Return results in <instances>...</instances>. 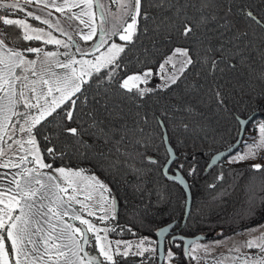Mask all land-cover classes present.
<instances>
[{
	"label": "trees",
	"instance_id": "1",
	"mask_svg": "<svg viewBox=\"0 0 264 264\" xmlns=\"http://www.w3.org/2000/svg\"><path fill=\"white\" fill-rule=\"evenodd\" d=\"M249 11L261 23L249 18ZM143 12L148 18H140L137 35L122 54L116 78L100 82L105 75L102 72L85 86L76 120L67 123L68 127L82 125L80 140L64 134L54 136L51 143L42 135L37 140L45 163L87 169L108 186L116 200L115 219L108 222L116 229L110 232L113 238L147 237L152 241L153 251L117 256V264H157L156 232L174 220L176 224L165 238L162 264H194L192 255H185L183 241L171 240L172 235L215 240L264 222V168L254 169L255 163L246 160L224 161L243 140L231 154L209 165L217 152L235 142L240 119L255 113L244 134L256 119L264 120V0H142ZM0 14L9 18L25 15L2 10ZM184 21L198 24L187 39L179 34ZM29 22L46 27L30 18ZM0 29L10 46H40V42L18 40L20 32L12 26L0 24ZM175 47H189L195 62L177 84L162 90L157 87L161 81L154 76L140 85L154 89L143 96L119 88L127 75L147 68L155 71ZM212 59L218 61L214 71ZM84 96L86 105L80 103ZM93 121L95 127H91ZM159 121L177 156L169 172L183 164L179 172L191 191L184 225L185 193L162 173L166 156ZM53 128L46 126L42 131L52 135ZM48 147L64 155L49 157ZM148 157L158 163H150ZM193 166L196 170L189 175ZM169 249L175 253L172 259L167 257ZM8 250L11 253L10 247Z\"/></svg>",
	"mask_w": 264,
	"mask_h": 264
},
{
	"label": "snow or ice",
	"instance_id": "2",
	"mask_svg": "<svg viewBox=\"0 0 264 264\" xmlns=\"http://www.w3.org/2000/svg\"><path fill=\"white\" fill-rule=\"evenodd\" d=\"M111 3L118 4L117 13H112L102 0H0V10L11 15L25 14L24 18L0 14V24L18 29L17 39L26 44L40 42L39 47L10 46L6 43L9 38L0 29V168L15 170L0 175V181H4L0 183V264H117L116 256L130 254V242L108 240V233L115 232V228L97 227L82 214L86 212L101 222L115 219L116 200L108 186L95 174H86L87 169L54 168L52 163H45L37 140L42 135L51 143L54 136L64 134L79 141L82 125L68 127L67 123L76 120L85 86L102 72L105 75L100 82L116 78L122 54L137 35L140 18L147 19L148 13H142V0H111ZM29 7L36 11L28 10ZM246 15L261 23L252 12ZM29 18L46 27L34 26ZM195 27L198 24L184 21L180 36L187 39ZM117 39L123 43H117ZM46 46L54 48L47 50ZM203 62L207 64L208 58ZM194 63L189 47H175L155 71L147 68L127 75L119 88L128 93L135 90L136 95L143 96L154 89L140 85L155 76L161 81L157 87L167 89L177 84ZM217 64V60H211L212 71ZM87 102V96L80 101L85 105ZM86 115L91 117L92 113ZM46 126H54L52 135L43 133ZM91 127H95V121ZM245 147L247 151L231 157L229 163L256 157L264 147V123L258 125L257 140ZM46 153L53 158L64 155L53 147H48ZM165 156L162 170L167 176L175 157L167 147ZM147 159L152 164L158 163L153 157ZM183 167L179 164L177 173L170 177L181 185H185L179 173ZM252 167L259 170L264 165ZM195 170V166L189 169V175ZM94 192L98 199L92 205L87 202L93 201ZM81 195L83 200L78 198ZM97 212L103 215L97 216ZM71 221L86 227H78ZM167 231L161 228L157 235ZM176 239L173 237V241ZM93 240L97 254L88 250ZM146 241L152 243L147 237L141 239L136 245L139 250L132 255L153 251L143 247ZM200 247L206 248L196 241L186 243L185 255H191L190 248L194 251ZM245 247L258 250L257 257H248L245 264L248 260L264 264V257H259V252H264V233L246 241ZM167 256L172 259L175 253L169 249Z\"/></svg>",
	"mask_w": 264,
	"mask_h": 264
},
{
	"label": "rangeland",
	"instance_id": "3",
	"mask_svg": "<svg viewBox=\"0 0 264 264\" xmlns=\"http://www.w3.org/2000/svg\"><path fill=\"white\" fill-rule=\"evenodd\" d=\"M110 9L112 13H117L118 4L111 3V0H102ZM28 10L34 11L31 7L28 8ZM36 11V10H35ZM21 13V12H18ZM24 14V13H21ZM39 14V13H38ZM55 15H59L56 13ZM97 23H99V17L97 15ZM41 27V26H39ZM56 35H59L58 33H54ZM117 43H122L118 39L116 40ZM18 48V47H17ZM53 50V49H51ZM264 123V120L262 119H256L253 122L252 127H250L247 132L244 134V138L242 145L240 148L230 156L226 157L224 159L225 162H229L231 157L236 156L238 153L246 152L247 149L245 147L246 144H253L257 138H258V125ZM246 161H251L255 164H260L264 162V147L259 149L257 152V155L255 158H249L246 159ZM45 162V161H44ZM54 168L62 167V166H53ZM68 168V167H65ZM72 169H79V168H72ZM6 170H14V169H3L0 168V175H3L6 173ZM88 175H91L89 173H86ZM0 183H4V181H0ZM107 195V194H106ZM93 201L87 202L92 205H95L96 200L98 199V194L93 193ZM79 199H84V196L81 195L78 197ZM75 207L79 208V205H75ZM91 210L96 211L95 207H92ZM86 219H89L92 221L93 224H95L97 227L104 228V227H111L109 221L101 222L96 217H90L87 215V213H82ZM103 215V213L97 212V216ZM72 223H75L78 227H86L79 224L78 221H72ZM252 229H255V231H252ZM262 233H264V222L261 223L258 226H255L253 228L238 232L236 234H233L231 236L215 239V240H198L196 241V244L198 245H204V247L196 248L194 251L190 248V252L192 257L194 259V264H245V260L248 259V257H257L258 250L256 248L249 249L245 247V242L249 239L259 237ZM101 236H103V233H100ZM89 236L92 237L93 234L89 233ZM173 236V235H172ZM108 240L109 241H123V242H130L131 248H130V254L137 252L139 249H137L136 245L139 243V240H134L130 238H113L108 233ZM149 240V239H148ZM92 247V248H91ZM115 247V245H113ZM144 248H150L153 249V245L149 244L147 241L143 245ZM236 249H239V251H236ZM89 252L93 254L96 253V249L94 247V240H93V246L89 247ZM121 250H123V244L121 245ZM149 252L145 251L144 253ZM117 257V256H116ZM115 257V258H116ZM168 257V256H167ZM259 257H264V252H259ZM168 264H170L169 261H167ZM248 264H253L252 260H248Z\"/></svg>",
	"mask_w": 264,
	"mask_h": 264
},
{
	"label": "water",
	"instance_id": "4",
	"mask_svg": "<svg viewBox=\"0 0 264 264\" xmlns=\"http://www.w3.org/2000/svg\"><path fill=\"white\" fill-rule=\"evenodd\" d=\"M254 115H255V113H252L248 117H246L244 119H240V121H239V124H240L239 132H238V136H237V139L235 140V142L230 147H228L227 149H224V150H221V151L217 152L211 158V160L209 162V165H212L216 161H220V160L224 159L226 156H228L229 154H231L240 145V142L242 141L243 136H244V132H245L246 125L253 118ZM241 122H243V123H241ZM159 123H160L161 129H162V138H163V142H164L165 149H166V147L167 148H170L172 150L173 154H174L175 159H176L177 156H176L175 151L172 148L171 144L169 143L166 129H165L162 121H159ZM165 140L167 142L166 144H165ZM171 165H169V167H168V175L167 176L164 174L163 170H162V173H163V175H164V177L166 179H168L169 181H172V182H175L176 184H178L183 189V191L185 193V209H184V216H183L182 223H181L182 225H184V223H185V221H186V219H187V217L189 215V212H190V207H191V202H192L191 191H190L189 184H188L187 180L185 179V177L180 172H179L180 175L185 180V185L186 186L185 185H181L177 181H174V180L170 179L171 176H173V175H175L177 173V171L174 172V173H170L169 172V169H170ZM162 169H163V167H162ZM175 224H176V220H174V221L166 224L163 227H160L157 230V232H158L161 228H167L168 231L164 235H159L158 236L157 235V232H156L157 256H158L157 264H162L163 261H164V257H165V250H164V247H165V238H166V236L169 235L171 229L174 227ZM173 237H177L178 240H181V239H179V237H184L185 238L184 240H181V241H183V248H184V250H185V244L186 243H189L191 241H198V240H201L203 238L201 236L185 237V236H181V235H173V236H171L170 239L173 240Z\"/></svg>",
	"mask_w": 264,
	"mask_h": 264
},
{
	"label": "crops",
	"instance_id": "5",
	"mask_svg": "<svg viewBox=\"0 0 264 264\" xmlns=\"http://www.w3.org/2000/svg\"><path fill=\"white\" fill-rule=\"evenodd\" d=\"M34 11L36 10L34 7H31ZM9 171H15V170H6V173ZM1 174V173H0ZM72 222V221H71ZM10 243V242H9Z\"/></svg>",
	"mask_w": 264,
	"mask_h": 264
}]
</instances>
